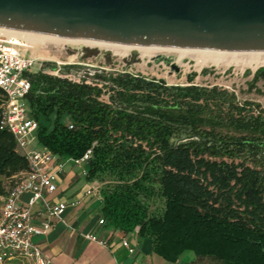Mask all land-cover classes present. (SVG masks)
<instances>
[{
	"label": "trees",
	"instance_id": "obj_1",
	"mask_svg": "<svg viewBox=\"0 0 264 264\" xmlns=\"http://www.w3.org/2000/svg\"><path fill=\"white\" fill-rule=\"evenodd\" d=\"M23 74L37 146L71 160L91 150L85 179L100 185L103 224L121 237L136 231L169 262L190 251L184 264H264V111L258 104L240 102L217 85L192 83L194 74L187 83L168 84L49 61ZM259 79L264 67L249 85ZM26 169L13 136L0 130V179L9 181L0 182V196Z\"/></svg>",
	"mask_w": 264,
	"mask_h": 264
},
{
	"label": "water",
	"instance_id": "obj_2",
	"mask_svg": "<svg viewBox=\"0 0 264 264\" xmlns=\"http://www.w3.org/2000/svg\"><path fill=\"white\" fill-rule=\"evenodd\" d=\"M0 28L139 46L264 51V0H0Z\"/></svg>",
	"mask_w": 264,
	"mask_h": 264
},
{
	"label": "built area",
	"instance_id": "obj_3",
	"mask_svg": "<svg viewBox=\"0 0 264 264\" xmlns=\"http://www.w3.org/2000/svg\"><path fill=\"white\" fill-rule=\"evenodd\" d=\"M32 54L31 48L21 37L0 30V91L3 94L0 101V130L11 133L18 150L27 161V169L13 176V186L4 196H0V264H51L48 255L33 238L45 233L51 220L60 218L68 205L74 206L79 202H53L44 197L56 189V172L60 164L57 162L58 157L48 149L29 148L35 140L37 122L28 115L25 96L30 83L23 73L37 64ZM47 72L57 74L56 70ZM68 127L71 128V125ZM90 152L87 149L74 162H85ZM99 187L96 181H92L85 194H98ZM24 192L30 193V197L22 205L18 199ZM35 211H45L40 226L33 223ZM99 223H103L102 219H99ZM85 237L101 245L106 244L93 234H86ZM120 243L128 253L134 252L127 238H121Z\"/></svg>",
	"mask_w": 264,
	"mask_h": 264
},
{
	"label": "crops",
	"instance_id": "obj_4",
	"mask_svg": "<svg viewBox=\"0 0 264 264\" xmlns=\"http://www.w3.org/2000/svg\"><path fill=\"white\" fill-rule=\"evenodd\" d=\"M32 148H40L39 146ZM60 164L56 172V189L44 197L53 202L70 203L79 200L74 206L68 205L61 217L52 219L45 233L33 240L51 260V264H184L169 262L151 250L150 241L141 238L136 231L124 236L134 247L128 253L120 243L121 237L116 230L99 223L100 199L97 193L85 194L90 183L85 179L84 162L58 158ZM30 193L20 195L18 202L26 204ZM45 218V211H35L33 223L40 226ZM93 234L106 242L101 245L85 237Z\"/></svg>",
	"mask_w": 264,
	"mask_h": 264
},
{
	"label": "rangeland",
	"instance_id": "obj_5",
	"mask_svg": "<svg viewBox=\"0 0 264 264\" xmlns=\"http://www.w3.org/2000/svg\"><path fill=\"white\" fill-rule=\"evenodd\" d=\"M32 55L36 57L37 63L49 61L56 65L75 64L78 69L102 67L110 71H128L148 78L163 79L168 84L187 83V77L194 74L192 83L217 85L234 91L238 101L245 100L258 104L259 108L264 111V79L257 80L253 86L249 85L253 72L264 66L252 69L241 63L215 65L209 60L201 62L200 56L195 53H187L178 58L172 53L142 55L140 51L132 49L125 54H117L104 48L82 44L63 46L51 42L37 45ZM36 66L37 64H34L29 70H35ZM102 98L106 99L107 95H102ZM36 146L33 140L29 148ZM0 182L5 187L9 184L7 179H0ZM189 258H192V253L187 251L182 254L180 260L183 262Z\"/></svg>",
	"mask_w": 264,
	"mask_h": 264
},
{
	"label": "bare ground",
	"instance_id": "obj_6",
	"mask_svg": "<svg viewBox=\"0 0 264 264\" xmlns=\"http://www.w3.org/2000/svg\"><path fill=\"white\" fill-rule=\"evenodd\" d=\"M0 30L21 37L25 41V44L31 48L32 52H35L37 45L43 44L44 42H51L63 46L67 44H82L89 47L104 48L107 50H111L117 54H125L132 49L140 51L142 55L155 53H172L176 54L178 58L187 53H195L200 56L201 62L209 60L210 63H213L215 65L222 63H241L243 65L251 67L252 69H255L257 66H264V51H219L208 49H181L164 46H139L89 39L51 37L31 32L11 31L4 28H0Z\"/></svg>",
	"mask_w": 264,
	"mask_h": 264
}]
</instances>
